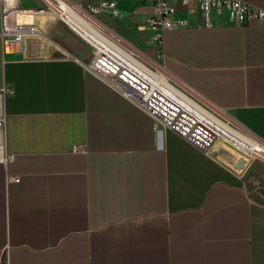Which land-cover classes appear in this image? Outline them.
<instances>
[{"label": "crops", "instance_id": "crops-1", "mask_svg": "<svg viewBox=\"0 0 264 264\" xmlns=\"http://www.w3.org/2000/svg\"><path fill=\"white\" fill-rule=\"evenodd\" d=\"M117 2L122 16L101 21L149 46L153 1ZM176 16L186 25L153 44L165 67L264 143V25L227 14L207 25L183 4ZM33 19L44 36L61 22ZM55 38L61 52L36 36L17 52L0 48V80L14 87L6 149L16 155L0 163V264H264V167L247 158L238 170L232 154L156 129L88 69L89 46L65 31Z\"/></svg>", "mask_w": 264, "mask_h": 264}, {"label": "built area", "instance_id": "built-area-1", "mask_svg": "<svg viewBox=\"0 0 264 264\" xmlns=\"http://www.w3.org/2000/svg\"><path fill=\"white\" fill-rule=\"evenodd\" d=\"M152 1L153 9L145 18L144 29L149 32L150 41L158 48L163 45L166 30L186 25V20L176 16L179 4H183L190 10L200 11L207 25H213L216 17L224 14H227L236 24L264 25V8L250 4L246 0ZM37 2V5H25L23 0H0V48L3 54L19 51L27 37L42 34L34 22L35 15L50 16L73 30L71 11L74 9L99 28L117 35L99 18L104 12L111 17L122 16L117 0H86L82 3L74 0H37ZM21 15L31 18L25 21L21 19ZM78 35L94 49L87 63L88 69L133 102L137 108L152 115L156 129L171 128L201 150L208 151L211 148L216 139L212 132L184 112L159 88L153 86L146 73L120 64L112 56L100 52L88 39ZM12 94H14V87L0 80V163L4 165L13 162L16 157L6 149V100ZM196 96L201 97L198 94ZM8 179L9 181L19 180L15 176H9Z\"/></svg>", "mask_w": 264, "mask_h": 264}, {"label": "bare ground", "instance_id": "bare-ground-1", "mask_svg": "<svg viewBox=\"0 0 264 264\" xmlns=\"http://www.w3.org/2000/svg\"><path fill=\"white\" fill-rule=\"evenodd\" d=\"M71 13L73 17L72 27L75 32L88 39L100 52L112 56L120 64L137 68L141 72L146 73L153 86L159 88L165 96L177 103L184 112L212 132L216 137L214 144H217L216 141L221 138L248 156L264 157V144L258 138L256 139L249 135L238 124L232 125L230 122L233 120H223L215 112L190 97L175 83L171 82L168 72L163 67L162 71H154L138 57L139 54L137 55L135 49L126 45L117 35L104 31V28H99L74 9H72ZM247 158V156L239 155L234 159L237 162V166L243 168L247 163Z\"/></svg>", "mask_w": 264, "mask_h": 264}, {"label": "rangeland", "instance_id": "rangeland-1", "mask_svg": "<svg viewBox=\"0 0 264 264\" xmlns=\"http://www.w3.org/2000/svg\"><path fill=\"white\" fill-rule=\"evenodd\" d=\"M21 19L25 20V21L26 20H30V19H26L24 15H21ZM52 23H53L52 24V27H53L52 29L55 32H53V33L50 32L49 34L45 32V34H46L45 36H44V34L37 35L36 38H38V40L40 39L42 41H50L49 43L53 45V48L55 47V48H57L56 50L58 52H61L63 50L61 48V46H60V45H62V43L59 42V40L56 39L55 36L56 37L59 36V32L60 31H62V32L65 31V33L67 34L69 39H74L75 41L81 42L82 44L89 46L91 48L92 52L94 51V49L83 38H81L75 31H73L72 29L67 27L64 23L55 22V21H52ZM38 27H39V25H38ZM39 29H40V27H39ZM143 29L144 28H142V30ZM118 37L120 38V40L123 39L125 43H127L129 46H131L133 49H135L137 51V55L139 54L138 57L146 65H148L150 68H152L154 71L162 70V67L164 66L163 68H164V70H166L168 72V77H169V79H171V82L175 83L182 91H184L190 97H192L195 100H197L199 103H201L206 108H208V109L212 110L213 112H215L223 120H225V121L231 120L232 121V119H233L234 122L233 121L232 122L234 124L232 122H230V123L232 125H234V126L237 125L236 124V120L234 119V117L232 115L229 114V112H227L225 110H219V109L213 107L212 104H210L209 102H207L206 100H204L201 97H197L196 96L197 94L195 95V93L193 91H191L189 88H187L185 85H183L181 83V81L165 67V64L163 62V57L161 55V51L157 50L151 41H150L151 43H150L149 46H147V45L139 46V45H135L132 42L127 41L126 39L122 38L121 36H118ZM62 41L64 43H67V42H65L66 40H62ZM145 41H147V40L145 39ZM240 128L242 130H244V131H247V130H245L242 127H240ZM248 134L252 136V134H250L249 132H248ZM252 137H254V136H252ZM254 138H256V137H254ZM216 142H217V144H213V145H214V147L219 148V150H220V152L218 151L219 153H222V154L223 153L224 154L225 153H228V154L232 153L234 157H237L239 155H244V156H247L249 158V160L251 159V164L252 165H255V166H258V167H264V157H262V156L252 157L250 155L248 156L244 152H242L241 150L236 148L234 145L228 143L227 141L222 140L221 138H219ZM234 166L238 170L241 169V167L237 166V162H236V165L234 163Z\"/></svg>", "mask_w": 264, "mask_h": 264}]
</instances>
